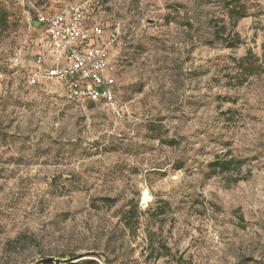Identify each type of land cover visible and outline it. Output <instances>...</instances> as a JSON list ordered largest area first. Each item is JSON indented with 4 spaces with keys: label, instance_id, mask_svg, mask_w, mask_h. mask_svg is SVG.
I'll list each match as a JSON object with an SVG mask.
<instances>
[{
    "label": "rangeland",
    "instance_id": "rangeland-1",
    "mask_svg": "<svg viewBox=\"0 0 264 264\" xmlns=\"http://www.w3.org/2000/svg\"><path fill=\"white\" fill-rule=\"evenodd\" d=\"M229 1L0 0V264H264V0L234 28ZM76 5L119 30L118 112L26 83L28 15ZM226 158L238 183L208 167Z\"/></svg>",
    "mask_w": 264,
    "mask_h": 264
},
{
    "label": "built area",
    "instance_id": "built-area-1",
    "mask_svg": "<svg viewBox=\"0 0 264 264\" xmlns=\"http://www.w3.org/2000/svg\"><path fill=\"white\" fill-rule=\"evenodd\" d=\"M27 22L44 29L46 44L45 52L36 55L33 68L26 74L29 87L59 84L69 102L100 104L118 112L112 65V53L119 42L118 29L106 33L100 23L88 22L84 9L77 5L57 13L37 10L35 18L28 15ZM23 62V51L19 49L11 66L19 67Z\"/></svg>",
    "mask_w": 264,
    "mask_h": 264
},
{
    "label": "trees",
    "instance_id": "trees-1",
    "mask_svg": "<svg viewBox=\"0 0 264 264\" xmlns=\"http://www.w3.org/2000/svg\"><path fill=\"white\" fill-rule=\"evenodd\" d=\"M225 8L227 11V16L233 28L240 20L247 17V9L246 6L242 3V0L229 1L226 3ZM33 25L36 28L41 27L37 23H34ZM6 27H7V16L0 15V29H5ZM214 38L217 42L225 44L229 49H234L241 44V37L239 36V34L234 33L233 31L232 32L229 31L227 26H222L220 28L219 26H217L214 32ZM31 88H35V87H31ZM171 143L172 146L176 145L175 141H172ZM243 165L244 162L242 161H238L234 158L228 160V158H226V159H217L214 162L210 163L208 167L213 173L220 174L222 176L229 175L232 169L234 168L235 170L233 171L237 172L234 181L238 183L239 181L242 180V178H240V175H241V168ZM136 210H138V207L136 208ZM135 217L136 215H133L132 212H129V220L126 221L127 227H130V221L133 220ZM84 258H85L84 256H81L77 259L65 261L60 264H93L90 262H85V260H83Z\"/></svg>",
    "mask_w": 264,
    "mask_h": 264
},
{
    "label": "bare ground",
    "instance_id": "bare-ground-1",
    "mask_svg": "<svg viewBox=\"0 0 264 264\" xmlns=\"http://www.w3.org/2000/svg\"><path fill=\"white\" fill-rule=\"evenodd\" d=\"M147 198V194L145 195V199Z\"/></svg>",
    "mask_w": 264,
    "mask_h": 264
},
{
    "label": "crops",
    "instance_id": "crops-1",
    "mask_svg": "<svg viewBox=\"0 0 264 264\" xmlns=\"http://www.w3.org/2000/svg\"><path fill=\"white\" fill-rule=\"evenodd\" d=\"M45 46H46V44H45Z\"/></svg>",
    "mask_w": 264,
    "mask_h": 264
}]
</instances>
